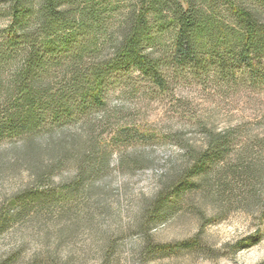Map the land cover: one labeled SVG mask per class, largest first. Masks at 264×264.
<instances>
[{
    "label": "rangeland",
    "instance_id": "obj_1",
    "mask_svg": "<svg viewBox=\"0 0 264 264\" xmlns=\"http://www.w3.org/2000/svg\"><path fill=\"white\" fill-rule=\"evenodd\" d=\"M111 1L117 36L136 0ZM170 45L165 34L154 49L166 60L162 86L131 68L88 117L34 145L0 141V264H264V55L252 67L191 66ZM212 136L225 140L221 154L152 218L158 193L189 174ZM195 237L196 247L149 249Z\"/></svg>",
    "mask_w": 264,
    "mask_h": 264
},
{
    "label": "trees",
    "instance_id": "obj_2",
    "mask_svg": "<svg viewBox=\"0 0 264 264\" xmlns=\"http://www.w3.org/2000/svg\"><path fill=\"white\" fill-rule=\"evenodd\" d=\"M116 11L111 0H9L0 7L8 20L0 28V141L24 137L30 144L43 130L60 131L88 117L105 103L115 75L131 68L162 86L166 60L154 49L165 34L179 64L252 67L264 55V0H136L121 12L117 36L109 29ZM4 68H11L6 85ZM225 145L219 136L209 138L189 174L158 193L152 218L169 214L190 175L216 160ZM198 243L195 237L149 249L171 253Z\"/></svg>",
    "mask_w": 264,
    "mask_h": 264
}]
</instances>
